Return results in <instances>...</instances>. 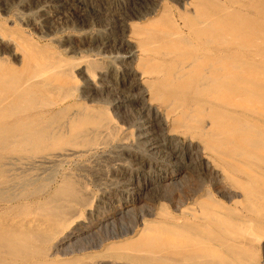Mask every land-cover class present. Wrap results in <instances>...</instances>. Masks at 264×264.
Wrapping results in <instances>:
<instances>
[{
    "label": "bare ground",
    "instance_id": "1",
    "mask_svg": "<svg viewBox=\"0 0 264 264\" xmlns=\"http://www.w3.org/2000/svg\"><path fill=\"white\" fill-rule=\"evenodd\" d=\"M28 1L33 2V4H36V2L34 3V0H28ZM36 1L38 2V5L36 4L37 6L35 5L33 6L40 8L39 10L42 11L40 12L42 13V16L45 17L46 19H49L50 22L55 20L56 21L61 20L62 15L66 17V15L71 14L69 13L70 11L69 7H71L72 10H75L76 13L79 11L78 10L79 8L77 9V6L74 4L73 6L72 4L67 5V3H65L66 5L64 3L62 5H57L53 3L56 0L55 1L36 0ZM17 2L19 3V1H16V3ZM20 2L23 1L21 0ZM133 3L134 2H132L131 0V3L129 4V5L132 4L129 8L130 10H132L131 12L133 14H130L132 16L128 17V15L126 14L127 18L124 20V25L121 24L125 26V28L129 29L131 35L130 37L127 38L125 34L119 37L117 35V37H118V41L120 43L123 42V46L125 44V47L127 46L128 48V49H126L125 47L123 48L126 50L125 56L126 59L128 60V66L126 67L125 70L126 72L123 73H126L128 76H130L129 79L126 78L125 80L128 86L130 87V90L131 88H133L131 91H134V93L129 95V97H126L128 94L124 96L119 92L122 96L121 99L117 101L119 103L116 106V109L120 112L121 115L124 116V114L127 113L126 111L127 110L129 111V109H127L128 103L135 101L136 104L137 102L141 103L143 102L145 94H149L150 100L152 102L159 103L158 106L159 108L156 107L157 109L155 108H153L154 110L152 109L154 120L148 119L147 116L146 117L142 115L139 116L138 136L140 137L141 143L146 145L150 151H153L155 153L156 152L160 153L163 149V148L161 149V147H163V145L167 146L166 140L170 143L172 147L177 149V147H179L178 146L179 143L178 142H177L178 144L175 143L177 141L176 140L177 134L178 133L182 134L183 137L185 135L188 138V140H191L190 142H188V145H186L190 150H192V152L191 151L190 152L194 154V151L197 152L199 150L202 151L203 155L207 157L205 159L210 160L212 164L211 166L210 164H206L205 165L207 166L206 168L208 169L211 168L214 174H216L215 176L216 178H218L217 176H219L218 173L221 172V174L223 175V176L221 175L222 179H224L225 182H222L223 184V187L221 188L222 190L220 189L217 190L216 188L217 190L216 192L219 193V196H221V198H218L216 195L208 194L207 192L202 193L200 195H196V193L195 194L187 193L186 191H185L186 194H181V195L178 194L179 196H177L176 200L178 199L177 201L179 204H183V202L187 199V204L182 209L177 208L178 206L177 203L176 204L177 206L175 205L176 207H174L175 209H173L175 210L174 212L162 211L163 213H160L161 212L160 211L157 215L158 217L156 218L154 217V219H150V218L147 219L143 218V220L141 219L142 221H140V225H141L140 227H138L137 225L139 223V220H136V222L138 223L136 222L135 223L138 228L135 230L133 235L127 236L123 239L111 241L108 243L106 241V244L101 252L104 253L103 256L112 258L114 260V261H110L111 264H121V262L123 264H254L252 262L253 259L252 257H254L253 255L255 254L254 252L256 250L255 247L258 244L264 246V55L262 56L260 55L261 57L258 58L256 57V51H255L257 49L259 50L261 46L264 45V0L186 1L184 2L183 5L187 11H185L182 14V20H181L182 26L175 21L176 19L175 20L170 19L165 9H161L158 12L157 16H154L155 18L149 17L150 19H146L145 21H140V23L142 22L141 24H136L135 23L136 21H134L135 18L137 19V21L138 19L146 18V16H149L148 14L150 13L153 14L155 9L152 7H148L147 5L145 10L142 12L144 6L140 3L143 7L137 10L135 5H133ZM128 7L129 6H127V8ZM38 8L35 9L38 10ZM87 8L86 10H88ZM4 9H6V7ZM42 16L39 17L42 18ZM39 20L42 19L39 18ZM35 21L38 20L36 19ZM40 25L42 26L43 24L40 23ZM59 25L56 30H58V28L60 29ZM2 39L5 40V38H3V36H1L0 34V41H3ZM6 39L10 40L11 38L6 37ZM21 45L22 47L25 48L26 52H29V55H26L27 57L24 58L20 56L22 57V59L20 58L21 61H20V65L18 64L17 66L18 68L15 65V67H11L10 69H5L2 63H0V135H4L7 132H11V134L8 133L9 136L6 138H8V141L10 140L15 143L29 141V143H33V144L36 143L46 144L47 142L48 144H50L51 143L50 141L53 142V140L56 139H60L59 141H61L62 139L61 137L63 136H65L66 138V134L68 132H69L68 134L72 132L74 134H77L76 132H80L81 135L78 134L79 137L82 136V132L95 133L97 135V136L95 135V137L101 136L104 133L107 134L109 131L107 130V128H105L107 126L106 122H103L102 120L101 117L102 111L99 113L89 107L76 108L77 105L76 102L75 103L70 102L67 104L64 103L65 101L64 99L52 101V99L50 98V93H51L50 88H54V86L56 85L58 86V85L71 83L72 76L65 69L66 67H63L61 62L60 63L55 61L53 63L48 62L49 64H47V62H42L41 52L38 53L37 50H33L34 48H32V46L27 44L26 42L21 43ZM119 45L120 44H118L117 46ZM109 48L110 47H108V49ZM12 49L14 48H11L10 50ZM112 49H114V47ZM98 52L99 51H96V53ZM14 53H18V52L12 50L11 54ZM254 60L255 61L259 60L257 66L255 67L248 66V64L251 61L254 62ZM124 62L126 64L127 61ZM83 64L84 63H82L81 65ZM108 65L110 66V64ZM50 68L52 69L54 75L49 73L48 69ZM105 68H107V66H105L103 69ZM100 71L101 70L99 69V72ZM79 72L87 75L88 86L84 90V93H86L85 95L91 97L92 99H99L100 91L104 90V87L106 86L108 87V83L105 82L106 80L102 83L94 81L93 79L95 77L92 79L91 76L87 74L88 72L85 73L84 67L83 68L79 67ZM99 75L101 76V74ZM123 77L121 76V78ZM111 80L113 79L111 78ZM126 91H128V89ZM106 92L107 94L106 93L105 94L108 95L109 92L108 91ZM47 108H48V112H47ZM119 109L122 110L120 111ZM41 116H44V119L39 120ZM157 125L162 128L160 129V131L162 130L164 131L166 125H170V127H168V129L170 130H167L168 134L164 131L166 135L163 137L166 139H163V143H159V142L157 143L156 141H154L153 127H156ZM166 129L167 128H165V130ZM74 136L73 138L75 139ZM0 137L2 138V136ZM73 138L71 137L73 143H75ZM194 140H196L197 142H199V144H201V146L199 145L198 148L195 145L198 150L197 149L195 150L194 149L195 147L193 148L192 144H194L193 143ZM2 141H4V139ZM59 141L57 143H60ZM88 141H90V139ZM3 144L5 145V142ZM48 144L46 145L48 146ZM103 145L104 144L102 143H98L97 145L92 147H90V145L89 147L88 146L63 147L60 151H54L50 153L36 155L29 158V160H31L32 163H37V164L52 162L53 159H63L64 161V159H67L68 157L71 156L82 157L86 153H90V154L91 152L94 153L95 149L97 148L99 149V147L102 148ZM45 148L46 146L44 147V149ZM179 150H181L180 147ZM18 152H16V154ZM181 153L183 154V151ZM119 154H117V156H120L121 158L122 155ZM17 155H19V153ZM1 156H3L2 158L5 159L7 154L5 155L4 153V155H2L1 153ZM24 157L28 159V157L30 156L27 157L24 156ZM24 157H19V158L24 159ZM191 157L194 158L193 155ZM27 159L25 162H27ZM9 161L11 160H8V162ZM193 162H195V160L192 159L191 163ZM199 162H201V158ZM1 163H3V160ZM127 163H129V161H127ZM185 164L188 166V164L190 163L188 164L185 163ZM25 166H27V164ZM22 167L23 166H21V168ZM21 168L19 167L18 169ZM23 170L25 171V167ZM192 176L194 177V175H192L191 173V178ZM185 178H183V180ZM149 179H150L149 177H146L141 182L148 184L150 183ZM8 181L6 182L9 183ZM182 181L181 183L179 181L178 182L182 184ZM14 182H16V180H14ZM22 182H18V183L20 184ZM14 184L15 183H12V185H10L9 188L11 186L13 188ZM69 184H70L69 186H71L72 183ZM1 185L2 182L0 186ZM130 185L131 184L129 181H126L124 185V191L127 194L131 189ZM121 187L123 188V186ZM227 199L231 200V204L226 203ZM148 204L149 203H146L145 207L151 209V206H147ZM36 207L38 209L40 208L39 205ZM138 208L142 210V208L144 207L140 206L139 204ZM44 210L42 211L44 212ZM41 214H39V216ZM48 215L50 214L48 213ZM48 215L46 217H48ZM117 215L118 214H116V217ZM129 216L130 215H128V217ZM37 218L38 219H33L32 217L31 220L29 219L26 222L22 221L23 219L22 218L20 219L21 222L15 225L16 226L15 232L22 236L25 235L26 238L28 239L27 240L28 243H30L29 239L30 240L32 239L33 241L34 240L38 241L36 239H38V237L42 235L41 229L43 230L45 229L51 239H57L62 234H64V232L69 228L68 229L69 232H66L67 235L63 239L71 240L72 238L71 236L75 235L74 229L79 228V224L74 226L72 225L75 220L69 219L70 221H68L65 220L62 216L52 217L51 214L48 217L49 221H47L42 217H40L42 218L40 220L38 216ZM129 220L130 218L128 219V221ZM45 221H47L48 223ZM113 221L114 220H112V222ZM3 224H5L4 225L5 228H9V230L12 229V228L10 229V226L12 225L10 220L8 218L4 219V216L0 215V227H2ZM70 226H72L73 229L70 230L71 228ZM120 227L123 230V232L120 234H128L131 232L130 228H132L133 225L125 222ZM3 228L4 227H2L1 229ZM28 228H32V229H28ZM115 228L114 230H117ZM14 230L12 229V232ZM4 231H6V229ZM119 231L121 232V229ZM1 232L2 231L0 230V233ZM9 233H10L9 236H11V232ZM110 235L113 236V234ZM77 237L79 238L78 234ZM12 238L8 237L7 234L4 235L3 233V235L2 234L0 235V242L7 241L5 242L7 246H10V244L14 245L15 243L13 242ZM22 238L24 239V237ZM10 239L12 241H10ZM13 239L16 238L14 237ZM20 239L21 238H19V240ZM33 241L31 243H33ZM16 243L21 244L23 243V241L21 243L16 241ZM3 246H5V244ZM12 248L13 247H10L9 249L13 251ZM20 248L24 249L26 247L24 248L20 247ZM14 249L16 250L15 247ZM39 264H53V263L43 258L39 260Z\"/></svg>",
    "mask_w": 264,
    "mask_h": 264
},
{
    "label": "rangeland",
    "instance_id": "2",
    "mask_svg": "<svg viewBox=\"0 0 264 264\" xmlns=\"http://www.w3.org/2000/svg\"><path fill=\"white\" fill-rule=\"evenodd\" d=\"M16 1H19V3L18 2L16 3ZM16 1L12 0V2H11V0H8V1L7 0H0V23H1L0 24V32H1L0 34H1V36H3V38H5V40L2 39L3 41H0V63H2V65L4 66L5 69H10L11 67H15V65L17 67L18 64L20 65V61H21L20 58L22 59V57L24 58V57H27L26 55H29V52H26L25 48L22 47V45H21V43H23V42H26L27 44L31 45L32 48H34L33 50H37L38 53L41 52L42 62H47V64L53 63L54 61L59 62V63L61 62L62 66L66 67L65 69L72 76L71 77L72 79H71V83H69V84H63V85H58V86L56 85V86H54V88H50L51 89L50 98L52 99V101L64 99L65 101H67V102L64 101V103H67V104L70 102H74V103L76 102L77 103L76 108L77 107H80V108L89 107V108H91L94 111L99 112V113L102 111L101 117H102L103 122H106L107 126L105 128H107V130L109 132L107 134L104 133L98 137H95L96 134L92 133V132L91 133L82 132L83 137L82 136L79 137L78 134L81 135L80 132H76L77 134H74L73 132L68 134L69 133L68 132L66 134V138H65V136L61 137L62 139L64 138L63 140L61 139V141H59L60 139H56L60 143H57L58 141L53 140V142L50 141L51 145L48 144V142L46 143V144H48V146L45 143L33 144V143H29V141L28 142H20V143L19 142L15 143V142H12L10 140L8 141V138H6V137H8L9 136L8 133L11 134V132H7L4 135H0V136H2V138L0 137V160H1L0 161V172H2V173H0L1 174L0 175V184L2 182V185H1L2 187L0 186V188H2V189H0V191H1L0 192V215H3L4 219L8 218L10 220V222L12 224L10 226V229L11 228L13 230L15 229L12 232V229L9 230V228H5V226H4L5 224H3L2 227H4V228L1 229L2 227H0V230L2 231L0 233V235L1 234L3 235V233H4V235L7 234V236L10 238H12V237L16 238V239L12 238L13 242L15 243L14 245L10 244V246H7V244L5 243L7 241H1L0 242V264H39V260L43 259V258L46 260H49L53 264H69V263L70 264H77L78 262H79L78 264H108V263L111 264L110 261H114V260L112 258L103 256L104 253L101 252L102 249L104 248L105 244H106V241L108 243L111 241L123 239L127 236L133 235L135 230L141 226L140 221H142L143 218L144 219H147V218L154 219V217L155 218L158 217L157 215L160 211H161L160 213H163L162 211L174 212L175 210H173V209H175L174 207H176L177 205H178L177 208L182 209L187 204V199L183 202V204H179L177 201L178 199L176 200L177 196H179L181 194H186V192L187 193H194V194L196 193V195H200L202 193L207 192L208 194L216 195L218 198H221V196H219V193L216 191L218 189L222 190L221 189L223 187L222 182H225L224 179H222L223 175L220 172L218 174H219V176H221V175L222 176L221 177L217 176L218 178H216L215 177L216 174H214L213 170L211 168H209V169L206 168L207 167V166H205L206 164H210V166L212 164H211L210 160L205 159L207 157H205V155H203L202 151L199 150L198 151L199 153L197 151H194V154L191 153L192 150H190L186 146V145H188V142H190L191 140H188V138L185 135L183 137L182 134L178 133L176 136L177 141L175 143H177V142L179 143V144L178 143L177 144L181 150H179V147H177V149L172 147L167 140H166L167 146L163 145V147H161V149L162 148L163 149L160 153L159 152L155 153L153 151H150L146 145L141 143L140 137L138 136V131H139V129H138V118L140 115H142L145 117L147 116V118L150 120H154L153 119L154 118L153 117V110H154L153 108L157 109L156 107L159 106V103L152 102L150 100L149 94H145L143 102H141V103L137 102V104H136V101L128 103L127 109H129V111L127 110L126 111L127 113L124 114V116L121 115L120 112L116 109V106L119 103L117 101L119 99H121V96H122L121 94H123L124 96H126L128 94L126 97H129V95L134 93V91H131L133 88H131V90H130V87L128 86V84L126 83V80H125L126 78L129 79L130 76H128L126 73H123V72H126L125 70H126V67L128 66V60L126 59V56H125L126 50L123 49L125 47V44L123 46V42L120 43L118 41V37L122 36L123 34H125L126 38L130 37V35H131V33L129 32V29L125 28V26H123L124 20L127 18V15L129 17V16H132L130 14H133L131 12L132 10L129 9L130 6L132 5V4L129 5L131 3V0H124V1L123 0H94V1L93 0H56V1L54 0L55 2H53V3H55L57 5H62L63 3L64 4L67 3V5L72 4V6H73V4L76 5L77 9L79 8L78 9L79 14H78V12L76 13L75 10H72L71 7H69V10H70L69 13H71L73 15V17L71 14H68V15H66V17H67V19H66V17H64V15H62L61 20H58V21L55 20V21H51V22L49 19H46L45 17L42 16V13H40L42 11L39 10L40 8L35 7L38 5V2L36 0H34V3L36 2L37 5L33 4V2L28 1V0H25V1L22 0L23 2H20L21 0H16ZM75 1H77V2H75ZM156 1H157V3H156ZM180 1L181 0H154V1L153 0H143V1L142 0H135V1L132 0V2H134L133 5H135L137 10H139L141 7L144 6L143 10H142V12H143L148 5V7H152L155 9L154 12L157 11L156 13L153 12V14L152 13L148 14L149 16H146V18L138 19V21L135 18L134 21H136L135 22L136 24H141L142 22L140 23V21H145L146 19L155 18L154 16H157L158 12L161 9H165L167 11L168 17H170V19H172V20L176 19L175 21L182 26V22H181L182 14L185 11H187L186 8H184L183 4H184V2L190 1V0H182L181 1L182 3ZM26 2H27V4H30V5H27ZM31 4H32V6H31ZM155 4H156V6H155ZM33 5H35V6H33ZM28 6H30V7H28ZM83 6L86 8L88 7L87 8L88 10H86V8H84ZM122 6H123V8H122ZM127 6H129V7L127 8ZM5 7H6V9H4ZM119 7H121V8H119ZM155 7H157V8H155ZM35 8L36 9L38 8V10H36ZM126 9H127V11H126ZM35 10H36V12H35ZM39 16H42V18ZM31 17H32V19H31ZM39 18L42 20H39ZM36 19L38 21H35ZM82 20H83L84 24L82 23ZM88 20L90 23L88 22ZM28 21H30V22H28ZM40 23H42L43 25L41 26ZM58 23L61 25H59ZM44 24H45V26H44ZM57 24L60 27V29L58 28V30H56L58 27ZM121 24H123V25H121ZM52 25H54V26H52ZM120 26H122L123 28ZM54 27H55V29H54ZM67 27H68V29H67ZM50 29H53V30H50ZM107 35H109V36H107ZM117 35H118V37H117ZM98 36H100V37H98ZM112 36H114L115 38ZM6 37L11 38V39L10 40L6 39ZM57 37H58V39H57ZM105 41H107V42H105ZM109 42H111V43H109ZM11 44L14 46H12ZM118 44H120V45L117 46ZM89 45H91V46H89ZM98 46H100V47H98ZM15 47H16V49H15ZM108 47H110V48L108 49ZM113 47H114V49H112ZM11 48H14L12 50L13 51L15 50L19 54L18 53L11 54V52H12V50H10ZM125 48L128 49L127 46ZM78 49H80V50H78ZM117 50L119 52L121 51L122 53L121 52L119 53ZM96 51H99V52L96 53ZM255 51H256V57L260 58L262 55H264V45H262L259 50L257 49ZM123 52H124V54H123ZM4 53H6V54H4ZM114 55L115 56L117 55V56L115 57ZM20 56H22V57H20ZM124 61H127L126 64ZM252 62L253 61H251L248 64V66H251V67L257 66L259 60H256V61L254 60V62L253 63ZM80 63L81 64L84 63V64L81 65ZM108 64H110V66ZM77 66H79L80 68L84 67L85 73L88 72L87 74L89 76H91L92 79L95 77L93 80L96 82L102 83L106 80L105 82L108 83V87L107 86L106 87L109 90L106 87H104V90L100 91V94H99L100 98L99 99H92L91 97L86 96L85 95L86 93H84V90L88 86L87 75L80 73L79 67H77ZM105 66H107V68L103 69ZM99 69L101 70L100 72H99ZM119 69H121V70H119ZM48 71L50 74H53V71L51 68L48 69ZM103 71H104V73H103ZM93 73H96L98 75L93 74ZM122 73H123V75H122ZM90 74H93V75H90ZM99 74H101V76ZM125 74H126V76H125ZM121 76L122 77L125 76V77L121 78ZM98 78H99V80H98ZM111 78L113 80H111ZM109 85H111V86H109ZM121 85H122V87H121ZM123 86L126 87L128 89V91H126L127 89L124 88ZM106 91L109 92L108 95H106L107 94ZM112 91H114V92L118 91V92L114 93ZM149 103H151V104H149ZM113 110H114V112H113ZM119 110L121 111L122 109H119ZM47 112H48V108H47ZM118 115H119V117H118ZM41 119H44V116H41L39 118V120H41ZM9 120H11V119H9ZM123 120H124V122H123ZM158 127H159V130H158ZM168 127H170V125L165 126V128H167L166 130L164 128V131L166 133H167V130H170V129H168ZM160 129H162V128L158 125L156 127H153L154 141H156L157 143L158 142L163 143V139H166L163 137L166 135V133L163 130L160 131ZM73 136L75 137V139L73 138ZM67 137H68V139H67ZM71 137L74 139L75 143H73V140L71 139ZM92 137H93V139H92ZM69 138H70V140H69ZM3 139H4V141H2ZM80 139H82L83 141ZM89 139H90V141H88ZM95 141L97 144L102 143L104 145L102 146V148L99 147V149L98 148L95 149L94 153L91 152V154L90 153L84 154L83 155L84 157L83 156L82 157L81 156H71V157H68L67 159H64V161H63V159H53L52 162H47L44 164L32 163V161L29 160V158L36 156V155H41V154L50 153V152H54V151H60L63 147H87V146L89 147V145H90V147H92V146L97 145L95 143ZM186 141H187V143H186ZM195 141L196 140L193 141L194 144H192V145H193V148L195 147L194 149L196 150L199 147V145L201 146V144H199V142H197V141H196L197 142L196 143ZM4 142H5V145L3 144ZM93 142H94V144H93ZM88 143H89V145H88ZM19 145H21V146H19ZM44 145L46 146L45 149H44V147H45ZM195 145L197 146V148ZM34 146H36V147H34ZM17 147H18V149H17ZM186 147L188 148V150ZM23 148H25V149H23ZM27 148H29L31 150H29ZM22 149H23V151H22ZM39 150H42V151H39ZM14 151H16V152L20 151V152H18L20 156L17 155L18 153L16 154V152H14ZM182 151H183V154L181 153ZM11 152H14V153H11ZM1 153H2V155H4V153H5V155L7 154L5 159L2 158L3 156H1ZM119 153L122 155L121 158H120V156H117V154H119ZM191 154L194 156V158L191 157L192 156ZM107 155H109V156H107ZM18 156L19 157L30 156V157H28V159L25 157H24V159L23 158L20 159ZM198 157H199V159H198ZM200 158H201V162H199ZM7 159L11 160V161L8 162ZM18 159H20V160H18ZM26 159H27V162H25ZM68 159H69V161H68ZM192 159L195 160V162L191 163ZM2 160H3V163H1ZM127 161H129V163H127ZM7 162H8V164H7ZM14 162H15V164H14ZM60 162H61V164H60ZM123 163H124V165H123ZM185 163H187V164L190 163V164H188V166H187ZM26 164H27V166H25ZM29 164H31V165H29ZM18 166L20 168H21V166H23V167L21 169H18L19 168ZM24 167H25V171L23 170ZM6 169H8V170H6ZM210 169H211V171H210ZM3 171H4V174H3ZM170 173H172V174H170ZM191 173H192V175H194V177L192 176V178H194L196 181L191 178ZM10 175H11V177H10ZM8 176L11 178V180ZM202 176H203V178H202ZM208 176L211 178H209ZM7 177L9 179V181H8ZM146 177L150 178L149 179L150 183H148V184L141 182ZM185 177L186 178L188 177V178L186 179ZM183 178H185V179L183 180ZM25 179L28 181H26ZM5 180L8 181L9 183H7ZM12 180H13V182H12ZM14 180H16V182H14ZM198 180L201 181L202 183L199 182ZM10 181H11V183H10ZM126 181H129L131 184L130 185L131 189L129 190L128 194L124 191V185H125ZM178 181L180 183L182 181V184H180ZM18 182H22L23 184L22 183L19 184ZM171 182H173V183H171ZM5 183H6V185H5ZM12 183H15L13 185V188H12V186L9 188V186L12 185ZM69 183H72L71 186H69L70 185ZM3 184H4V186H3ZM192 185H193V187H192ZM218 185H219V188H218ZM95 186H96V188H95ZM121 186H123V188ZM192 188H193V190H192ZM196 188H197V190H196ZM216 188H217V190H216ZM2 192H3V194H2ZM158 194H160V195H158ZM140 200H142V201H140ZM127 202H129V203H127ZM142 202L143 203L144 202L149 203L147 206H151V209H148V207H145L146 203L143 204ZM172 203H175V204H172ZM226 203L231 204V200L227 199ZM139 204H140V206L144 207V208H142V210H140L138 208ZM38 205L40 207L39 208L40 210L36 207ZM41 205H43L44 207ZM44 208H45V210H44ZM146 209H148V210H146ZM42 210H44V212ZM76 210H78V211H76ZM122 210H123L124 214L122 213ZM150 210H152V211H150ZM129 211H130V213H129ZM31 212H33V213H31ZM34 212H36L37 214ZM27 213H28V216H27ZM38 213L39 214L42 213L41 214L42 216L41 215L39 216ZM43 213H45V214H43ZM48 213L50 215L52 214V217L62 216L65 220H68V221H70L71 219L75 220L72 225L74 226V225L79 224V228L74 229V234L76 235V237H75V235H72L71 240L63 239L67 235L66 232H69V230H68L69 228H68L64 232V234H62L57 239H51L49 234L47 233V231L45 229L44 230L41 229L42 235H40L38 237V239H36L38 241H35V240L33 241L32 239L31 240L29 239L30 243H28V241H27L28 239L26 238L25 235L22 236V235L17 234L15 232L16 231L15 225L21 222L20 219L23 218L22 221L26 222L29 219L31 220L32 217H33V219H38L37 218V216H38L39 220L44 218L47 221H49L48 217L50 215H48ZM144 213H145V215H144ZM75 214H76V216H75ZM116 214H118L117 217H116ZM47 215H48V217H46ZM128 215H130V216L128 217ZM72 216H74V217H72ZM40 217H42V218H40ZM118 217H120V218L122 217L123 219L122 218L120 219ZM129 218H130V220L128 221ZM98 219L100 220V222ZM112 220H114V221L112 222ZM136 220H139V223L136 222ZM47 221H45V222H47ZM78 221H79V223H78ZM80 222H82V223H80ZM116 222H118V223H116ZM125 222L133 225V227L130 228L131 232L128 234H120L123 232V230L120 226ZM135 222L138 223L137 224L138 227H137ZM101 223H102V225H101ZM103 223H105V224L107 223V224L105 225ZM98 225L101 228H99ZM114 225H116L117 227ZM70 227H71L70 230L73 229L72 226H70ZM83 227H85V228H83ZM109 227H111V228H109ZM113 227L114 228L116 227L115 229H117V230H114ZM119 227L121 229V232L119 231L120 230ZM5 229H6V231H4ZM28 229H32V228H28ZM115 231H116V233H115ZM9 232H11L12 237L9 236L10 235ZM117 233L119 234V236ZM77 234H78L79 238L77 237ZM110 234H113V236H111ZM116 235H117V237H116ZM22 237H24V239ZM40 237H41V239H40ZM19 238H21V239L19 240ZM7 239H9V238H7ZM48 239H49V241H48ZM99 239H101V240H99ZM12 240L10 239V241H12ZM102 240H104V241H102ZM16 241L20 242V243L23 241V243L19 244V243H16ZM32 241H33V243H31ZM9 242H8V244H9ZM4 244H5V246H3ZM98 244H100V245H98ZM258 245L255 247L256 250L254 251L255 254L253 255L254 257H252L253 258L252 262L254 264L255 263L256 264H264V246L263 245L258 246ZM10 247H13L12 248L13 251H11V249H9ZM14 247L16 248V250L14 249ZM20 247H23V248L28 247V248L27 249L24 248V249H26V250H24ZM58 249H60V250H58ZM7 250H9V251H7ZM40 257H42V258H40ZM32 258H33V260H32ZM107 260H109V261H107ZM121 264H123V263L121 262Z\"/></svg>",
    "mask_w": 264,
    "mask_h": 264
}]
</instances>
